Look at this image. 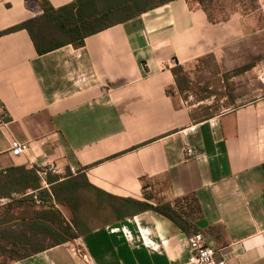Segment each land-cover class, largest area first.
<instances>
[{
  "label": "crops",
  "instance_id": "0c3cea01",
  "mask_svg": "<svg viewBox=\"0 0 264 264\" xmlns=\"http://www.w3.org/2000/svg\"><path fill=\"white\" fill-rule=\"evenodd\" d=\"M37 14L24 0H0V33ZM208 59L234 99L197 117L172 68L184 66L194 84L196 70L206 72L195 64ZM0 100L9 117L0 120V177L48 162L85 169L49 177L62 201L54 206L82 235L12 264H188L198 231L226 250L227 264H264V29L239 15L213 24L174 0L79 48L39 55L26 30L5 34ZM14 140L28 153L13 156ZM126 199L169 203L192 227L128 211Z\"/></svg>",
  "mask_w": 264,
  "mask_h": 264
},
{
  "label": "trees",
  "instance_id": "16d2710c",
  "mask_svg": "<svg viewBox=\"0 0 264 264\" xmlns=\"http://www.w3.org/2000/svg\"><path fill=\"white\" fill-rule=\"evenodd\" d=\"M24 1L27 6L36 7L38 14L1 32L0 36L26 30L37 53L43 55L66 45L82 47L89 36L123 24L174 0H73L60 7H55L50 0ZM185 1L191 9L203 10L209 22L213 24L227 22L233 14L240 13L257 29H264V12L259 0H249L248 3L244 0ZM241 71H244V68ZM172 73L180 94L192 89V80L184 66H174ZM223 77L228 75L224 74ZM227 85L229 97L233 100L234 87ZM167 93L173 95L170 90H167ZM0 120H9L1 100ZM14 171L17 174L10 179L8 172ZM79 171L85 173L84 168ZM51 188L52 185L50 191L40 189L35 168L21 167L3 172V177H0V197H11L13 194H20L21 197L14 198L0 208V256L4 258L0 264H12L27 259L46 251L49 247L45 244L59 245L82 235L76 217L72 218L71 225L54 206L53 198L57 199V203L62 201L57 191ZM29 191H37L39 202L34 198V194L26 195ZM98 192L113 198L109 194ZM124 202L128 211L132 209L136 213L155 210L172 219L185 231L192 227V224L169 203L153 206L134 199H126ZM73 227L79 232H74Z\"/></svg>",
  "mask_w": 264,
  "mask_h": 264
},
{
  "label": "built area",
  "instance_id": "2783aa9c",
  "mask_svg": "<svg viewBox=\"0 0 264 264\" xmlns=\"http://www.w3.org/2000/svg\"><path fill=\"white\" fill-rule=\"evenodd\" d=\"M29 151V146L26 143L14 140L11 143V153L13 156H22ZM188 156L193 154L192 150L187 151ZM36 169L39 181L40 189L50 190L51 182L50 176H59L61 179H66L70 175H77L80 171L78 168L71 166L69 168H61L54 162H48L40 166L33 167ZM83 172V171H82ZM34 194V198L37 202V191H29L26 195ZM21 197L20 194H13L11 197H0V207L8 204L14 198ZM190 243V257L188 264H227L228 253L225 249H216L209 246L206 242V238L203 232L198 231L191 235L189 238Z\"/></svg>",
  "mask_w": 264,
  "mask_h": 264
},
{
  "label": "rangeland",
  "instance_id": "374dc122",
  "mask_svg": "<svg viewBox=\"0 0 264 264\" xmlns=\"http://www.w3.org/2000/svg\"><path fill=\"white\" fill-rule=\"evenodd\" d=\"M244 2L248 3L250 1L244 0ZM233 15L243 17L240 13ZM195 66L205 68L206 72H198L195 69L197 72L195 73L192 89L181 96L184 105L195 111L197 117L224 113L228 110L232 100L229 97V86L224 81L222 82L216 63L213 59H208L204 64L197 63ZM78 252L83 254L80 248ZM3 260L4 258L0 256V263Z\"/></svg>",
  "mask_w": 264,
  "mask_h": 264
}]
</instances>
